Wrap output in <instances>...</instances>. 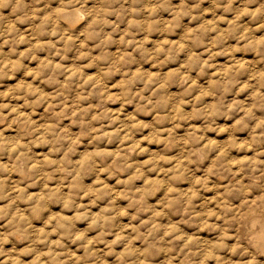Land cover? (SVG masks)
Wrapping results in <instances>:
<instances>
[{"label": "clouds", "instance_id": "clouds-1", "mask_svg": "<svg viewBox=\"0 0 264 264\" xmlns=\"http://www.w3.org/2000/svg\"><path fill=\"white\" fill-rule=\"evenodd\" d=\"M0 264H264V0H0Z\"/></svg>", "mask_w": 264, "mask_h": 264}]
</instances>
